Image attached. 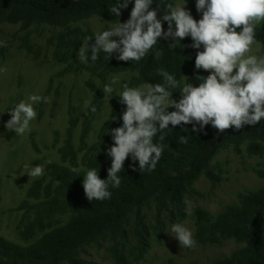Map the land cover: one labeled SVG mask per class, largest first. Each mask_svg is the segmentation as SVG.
<instances>
[{
    "label": "rangeland",
    "instance_id": "374dc122",
    "mask_svg": "<svg viewBox=\"0 0 264 264\" xmlns=\"http://www.w3.org/2000/svg\"><path fill=\"white\" fill-rule=\"evenodd\" d=\"M177 3H186L194 19L202 18L196 11V0ZM131 9L121 22L129 19ZM115 23L92 17L68 28L42 24L22 29L19 24H0V236L16 246H33L77 215V207L52 165L84 173L97 160L101 171L111 165L106 149L113 143L112 128L103 129L119 101L115 95L125 83L141 87L146 82L139 79L138 72L110 71L102 50L95 62L89 51L88 63L79 62L77 52L86 38L92 37L90 44L95 43V34ZM259 25L264 26V22ZM183 40L172 41L177 44ZM249 55L264 57V45L254 43ZM113 77L118 78L115 84ZM105 84L112 85L113 97L103 93ZM96 89L101 90L100 99H96ZM30 95L46 97L49 102L33 105L37 116L30 122V130L17 136L4 127L11 118L8 111ZM179 98L180 94L175 99ZM86 101H90L88 108ZM212 164L221 165L222 181L213 186L207 178H200L194 185L197 194L186 200L183 219L165 212L160 234L153 233L144 244L132 237L126 246H120L117 255L107 242L88 245L81 258L96 264H218L243 248V243L222 236L215 222L225 210L239 206L248 192L264 189V175H260L264 173V158L250 155L246 145L241 152L229 146ZM36 165H44L43 175L29 178L26 166ZM146 213L147 224H154L153 208ZM174 223L192 231L194 247L179 246L170 232Z\"/></svg>",
    "mask_w": 264,
    "mask_h": 264
},
{
    "label": "trees",
    "instance_id": "16d2710c",
    "mask_svg": "<svg viewBox=\"0 0 264 264\" xmlns=\"http://www.w3.org/2000/svg\"><path fill=\"white\" fill-rule=\"evenodd\" d=\"M118 2L123 0H0V24H19L22 29H29L42 24L68 28L73 23L92 17L118 22L133 7L134 0L121 10L120 18L109 12ZM166 3L176 4L177 0H153L152 7L162 15ZM162 23L167 31V22ZM191 43L190 37L177 44L171 38L161 39L139 62L118 61L114 56H106L104 61L110 71L138 72L139 79L144 82L163 83L159 74L163 70L174 75L181 82V87L185 82L198 86L202 80L196 76L207 77L209 73L202 69L194 70L198 50L187 47ZM256 43L264 45L263 25L256 27ZM172 91L175 99L180 89ZM95 94L96 99L102 97L100 89H96ZM123 109L124 106L117 101L111 113V117L114 115L117 120L112 121L110 117L103 131L122 125L119 117ZM174 110L169 108V111ZM192 127V124L169 125L162 141L165 145L163 154L151 173L133 172L129 167L132 163L129 157L124 170L118 174L122 181L120 186H109L111 198L103 201L89 202L86 199L82 186L86 173L52 165L53 173L72 197L77 215L28 248L16 246L0 236V264H96L81 258L86 246L107 242L117 255L120 246H126L132 237L138 244H144L153 233L160 234L165 212L183 219L187 214L186 200L197 194L194 185L200 178H207L213 186L222 181L221 165L212 164L222 150L233 146L241 152L246 145L250 155L264 158V119L255 126L245 125L239 131L228 129L224 133H219L211 124L201 132H193ZM181 136L189 137L188 142L180 143ZM154 142H160L159 136L154 138ZM91 168L98 170L101 179H107L109 167L101 171L97 160L90 164ZM152 208L154 224H147L149 216L146 209ZM215 228L222 236L244 244L243 248L218 264H264V189L248 192L239 206L221 213Z\"/></svg>",
    "mask_w": 264,
    "mask_h": 264
},
{
    "label": "clouds",
    "instance_id": "9594fccd",
    "mask_svg": "<svg viewBox=\"0 0 264 264\" xmlns=\"http://www.w3.org/2000/svg\"><path fill=\"white\" fill-rule=\"evenodd\" d=\"M129 2H118L109 12L120 18L121 10ZM152 4L153 0H134L126 22L119 19L108 30L95 34L93 44H90L92 37L86 38L77 52L79 62H89V51L91 61L95 62L101 50L118 61L139 62L161 39L190 37L192 43L187 47L198 50L194 70L202 69L209 75H197L202 80L198 86L185 82L181 87L174 75L161 70L163 83L146 82L141 87L123 85V90L115 95L124 109L119 117L122 125L109 132L113 143L106 149V155L111 158L107 179H101L96 168L84 175L82 186L89 202L111 198L109 186H120L118 174L124 170L129 157L133 172L154 171L163 154L162 141L169 125L192 124L193 132H201L211 124L219 133H224L228 129L239 131L245 125L255 126L264 119V57L249 55L256 43V27L264 22V0H196V11L202 13L199 20L186 9V3H166L162 15ZM162 21L167 22V31ZM201 46L203 50H199ZM117 80L113 77L112 84ZM176 88L180 89L178 100L173 98L172 90ZM113 92L111 84L103 86L104 94L113 97ZM41 101L49 102L46 97L30 95L27 101L17 103L8 111L11 118L5 123V129L17 136L30 130V122L37 116L33 105ZM89 105L90 101H86L85 107ZM169 108L175 110L169 111ZM91 111L96 112L94 105ZM111 120L116 121L117 117L113 115ZM157 136L159 143L154 142ZM188 138L179 137L180 143H187ZM43 171L44 165L30 169L26 166L25 174L34 178L43 175ZM170 232L179 246H195L192 231L183 224H172Z\"/></svg>",
    "mask_w": 264,
    "mask_h": 264
}]
</instances>
